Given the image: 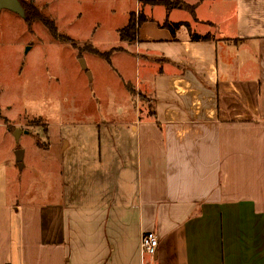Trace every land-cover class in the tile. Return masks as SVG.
Returning a JSON list of instances; mask_svg holds the SVG:
<instances>
[{"label": "crops", "instance_id": "0c3cea01", "mask_svg": "<svg viewBox=\"0 0 264 264\" xmlns=\"http://www.w3.org/2000/svg\"><path fill=\"white\" fill-rule=\"evenodd\" d=\"M191 6L167 12L175 33L139 26L134 86L150 103L71 125L51 168L38 158L55 189L7 183L0 264H141L148 232L154 264H264V0Z\"/></svg>", "mask_w": 264, "mask_h": 264}, {"label": "rangeland", "instance_id": "374dc122", "mask_svg": "<svg viewBox=\"0 0 264 264\" xmlns=\"http://www.w3.org/2000/svg\"><path fill=\"white\" fill-rule=\"evenodd\" d=\"M23 1L52 18L57 34L41 20L0 11V197L11 182L24 193L37 190L38 183L58 187L39 174L38 158L51 168L71 125L132 119V106L152 101L134 86L135 40L123 41L121 32L130 20L145 18L142 27L153 20L163 25L168 12L160 0ZM171 1L189 9L199 0ZM16 150L25 152L22 170Z\"/></svg>", "mask_w": 264, "mask_h": 264}, {"label": "trees", "instance_id": "16d2710c", "mask_svg": "<svg viewBox=\"0 0 264 264\" xmlns=\"http://www.w3.org/2000/svg\"><path fill=\"white\" fill-rule=\"evenodd\" d=\"M22 3L28 22H34L36 20H41L44 22V24L52 31L54 34H57V27L55 25V22L52 18H50L47 15H44L32 2H27L20 0ZM159 5H163L167 8L168 11L174 10V9H181V10H187L190 11L192 14L195 12V8L192 6L191 8H187L184 4H182L180 1H171V0H160ZM157 4V5H158ZM144 21H146L145 18L141 19L139 23H135V20H130L129 25H127L121 32V39L123 41H132L136 40L138 29L137 27L140 26ZM184 25V24H183ZM188 26V24H185ZM165 27L169 28L172 33H175V31L181 26V24H170L168 22L165 23ZM191 38L194 41H204V42H210L213 41V37L211 35H205L200 36L197 34H191ZM108 56V55H107ZM109 60V59H108ZM127 88L130 90V85L127 84Z\"/></svg>", "mask_w": 264, "mask_h": 264}, {"label": "built area", "instance_id": "2783aa9c", "mask_svg": "<svg viewBox=\"0 0 264 264\" xmlns=\"http://www.w3.org/2000/svg\"><path fill=\"white\" fill-rule=\"evenodd\" d=\"M160 245L159 236L154 232H148L142 236L140 255L141 264H154Z\"/></svg>", "mask_w": 264, "mask_h": 264}, {"label": "water", "instance_id": "95a60500", "mask_svg": "<svg viewBox=\"0 0 264 264\" xmlns=\"http://www.w3.org/2000/svg\"><path fill=\"white\" fill-rule=\"evenodd\" d=\"M2 10H8L12 13L19 15L25 20L27 19L25 9L22 3L20 2V0H0V11ZM82 63H84V61H82ZM20 134H21V131L17 130L15 132V137L18 139ZM16 160L18 162L19 168H22L23 167V163H22L23 162V151L22 150H18L16 152Z\"/></svg>", "mask_w": 264, "mask_h": 264}]
</instances>
